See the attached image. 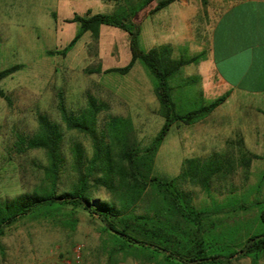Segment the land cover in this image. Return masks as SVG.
<instances>
[{
	"label": "rangeland",
	"instance_id": "1",
	"mask_svg": "<svg viewBox=\"0 0 264 264\" xmlns=\"http://www.w3.org/2000/svg\"><path fill=\"white\" fill-rule=\"evenodd\" d=\"M64 1L65 9L61 0H0V71L13 65L21 66L0 82V90L11 102L8 107L0 99V204L23 193L40 192L45 186L40 169L46 164L42 152L33 150L17 155L13 144L17 135L34 132L36 113L47 115L62 127L56 110L58 97L65 110L73 113L84 106L86 92L107 103V114L129 123L140 148L149 145L163 124L157 114L152 79L139 63H134L125 75L104 73L128 63L125 33L99 26L95 40L90 33H84L64 57L45 55L46 51L62 49L78 31L77 23H64L67 19L60 20L62 17L129 15L125 0ZM139 3L140 0H128L131 8ZM52 8L58 19L50 15ZM128 20L139 25L136 14ZM147 30L143 25L137 39L142 51L163 44L166 38L172 44L175 42L180 51L188 49L193 54L197 52L195 45L203 46L208 41L206 34L154 35ZM199 66L184 67L168 81L169 96L177 114L196 110L223 95L220 90L207 88L202 96H197L198 89L204 86L196 74ZM97 68L98 73H89ZM256 108L262 113L254 112ZM238 136L242 137L247 151L263 155L264 98L232 97L191 125L170 126L154 154L153 174L172 178L179 173L183 160L230 150L226 142L235 141ZM70 139L80 141L89 150L87 140L73 132H65L66 149ZM70 181L71 175L65 173L55 187L56 193L66 189ZM180 188L190 195L195 209L224 211L210 217L207 223L209 255L230 253L244 239L264 232V225L257 219L259 210L264 209L263 203L257 208L233 211L236 205L264 198L263 159L253 160L246 173L237 169L227 179L211 183L207 192L188 185ZM93 197L108 201L102 189ZM96 230V224L82 211L77 213L73 232L41 220L18 219L5 228L0 238V264H105V256L98 250ZM77 246L80 258L75 261L73 250ZM116 260L117 264H152L131 257L118 256ZM230 264L251 262L248 257L235 256ZM256 264H264V253Z\"/></svg>",
	"mask_w": 264,
	"mask_h": 264
},
{
	"label": "trees",
	"instance_id": "2",
	"mask_svg": "<svg viewBox=\"0 0 264 264\" xmlns=\"http://www.w3.org/2000/svg\"><path fill=\"white\" fill-rule=\"evenodd\" d=\"M173 1L140 0L139 5L131 8L125 0L128 16L87 14L64 21L77 23V33L62 49L46 51L45 55L64 57L84 33H90L95 40L99 26L125 33L128 63L122 68L104 70V73L125 75L134 63H139L152 79L157 114L163 124L149 145L140 148L129 123L107 114V103L86 92L84 106L73 113L65 110L58 97L56 110L62 127L47 115L36 113L34 132L15 138V154L42 152L46 164L40 169L45 186L40 192L33 190L0 204V238L5 228L18 219L41 220L73 232L77 213L82 211L97 226L98 250L105 256V264H117L118 256L152 264H230L235 256L248 257L251 264L257 263L264 253V232L244 239L230 253L209 255L207 223L210 217L224 211L195 209L190 195L180 187H199L207 192L211 183L227 179L237 169L246 173L253 160H264V153L262 156L249 153L238 138L226 142L230 150L184 160L179 173L172 178L155 176L152 171L154 154L170 126L176 123L191 125L208 116L224 100L219 97L196 110L177 114L169 96L168 81L181 67L195 62L198 57L172 59L168 45L148 51L139 48L140 28L128 19L151 2L154 6L149 12L153 13ZM20 68V65H13L1 70L0 82ZM98 72L97 68L89 73ZM0 99L10 107L9 97L1 90ZM100 116L103 118L99 119ZM65 132L86 139L89 150L80 141L71 139L67 140L66 149ZM65 173L71 175V181L66 189L56 193L55 187ZM99 189L104 190L108 201L94 199ZM261 203L264 204V198L236 205L233 211L257 208ZM257 219L264 225V209L259 210Z\"/></svg>",
	"mask_w": 264,
	"mask_h": 264
},
{
	"label": "crops",
	"instance_id": "3",
	"mask_svg": "<svg viewBox=\"0 0 264 264\" xmlns=\"http://www.w3.org/2000/svg\"><path fill=\"white\" fill-rule=\"evenodd\" d=\"M64 2L61 0L63 9L66 8ZM153 6L154 2H151L143 11L136 13L140 28L144 25L154 35H208L206 44L195 45L197 52L193 54L188 49L180 51L175 42H169L170 39L164 38L161 44L170 47L172 59L198 57L195 62L180 68L182 70L189 65H200L196 74L204 86L198 89L197 96H202L207 88L222 91L220 97H224V100L214 110L232 97L264 98L262 0H175L159 11L149 12ZM173 6L176 8L170 11ZM50 15L58 19L53 8ZM72 17L65 16L60 20ZM254 112L262 113L258 108ZM237 138L242 141L241 136Z\"/></svg>",
	"mask_w": 264,
	"mask_h": 264
},
{
	"label": "built area",
	"instance_id": "4",
	"mask_svg": "<svg viewBox=\"0 0 264 264\" xmlns=\"http://www.w3.org/2000/svg\"><path fill=\"white\" fill-rule=\"evenodd\" d=\"M263 2H264V0H262ZM80 247L79 246H77V247H75V249L73 250V258H74V260L75 261H78L79 260V258H80Z\"/></svg>",
	"mask_w": 264,
	"mask_h": 264
},
{
	"label": "water",
	"instance_id": "5",
	"mask_svg": "<svg viewBox=\"0 0 264 264\" xmlns=\"http://www.w3.org/2000/svg\"><path fill=\"white\" fill-rule=\"evenodd\" d=\"M92 204H94V203H92Z\"/></svg>",
	"mask_w": 264,
	"mask_h": 264
}]
</instances>
